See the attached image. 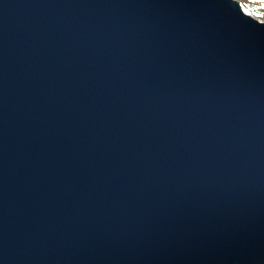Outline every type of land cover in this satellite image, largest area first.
<instances>
[{"label":"water","instance_id":"95a60500","mask_svg":"<svg viewBox=\"0 0 264 264\" xmlns=\"http://www.w3.org/2000/svg\"><path fill=\"white\" fill-rule=\"evenodd\" d=\"M0 264H264V21L0 0Z\"/></svg>","mask_w":264,"mask_h":264},{"label":"rangeland","instance_id":"374dc122","mask_svg":"<svg viewBox=\"0 0 264 264\" xmlns=\"http://www.w3.org/2000/svg\"><path fill=\"white\" fill-rule=\"evenodd\" d=\"M239 1L242 9L258 19L264 21V0H237Z\"/></svg>","mask_w":264,"mask_h":264}]
</instances>
